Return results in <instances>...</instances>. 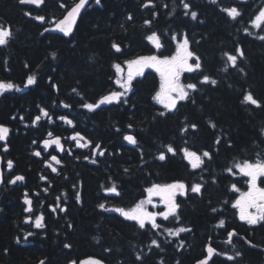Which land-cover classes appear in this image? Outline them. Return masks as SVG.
<instances>
[{
  "label": "trees",
  "instance_id": "1",
  "mask_svg": "<svg viewBox=\"0 0 264 264\" xmlns=\"http://www.w3.org/2000/svg\"><path fill=\"white\" fill-rule=\"evenodd\" d=\"M76 1L56 0L65 7L57 5L50 13L23 5L20 0H0V27L10 28L12 33L7 44L0 46V82L20 89L0 94V125L10 130L7 140L0 141L4 171L0 264H35L41 260L45 264H68L78 251L110 264H159L157 256L172 264L175 258L179 264H194L211 239L221 254L210 264H264V221L249 225L240 220L238 208L233 207L238 191L232 188L246 183V177L233 167L236 162L264 159V40L260 39L264 24L254 26L264 0H151L147 7L149 0H100V4L93 0L70 37L46 32V24L35 19L61 18ZM184 3L190 9H185ZM232 7L240 12L235 20L223 11ZM192 11L197 13L196 19H192ZM153 33L159 37L160 48L148 40ZM185 36L194 53L192 62L198 57L201 67L181 74L180 83L196 84L197 90H189V98L179 102L175 110L157 105L154 97L161 78L154 68L136 76L119 103L94 111L83 107L112 92H124L117 83L114 65L124 67L127 61L141 56H170ZM114 44L120 51L113 48ZM225 53L237 56L235 67ZM29 76L36 82L25 87ZM204 76L216 84L201 83ZM248 92L260 107L244 102ZM61 117L75 120L76 125L67 124ZM129 125L135 145L124 144L121 132L114 131ZM74 131L90 134L98 140L96 145L101 142L106 148L104 157L92 165L83 160L75 162L67 154L59 174H48L40 164L49 155H35L45 150L42 141L61 136L69 145ZM168 145L175 149V155L167 152ZM184 148L201 156L207 151L211 158L203 157V165L193 170L184 158ZM161 152L166 155L163 161L158 159ZM9 160L13 162L11 169ZM44 175L55 178L46 189L39 183ZM16 176H23L25 181L10 183ZM78 178L90 204H96L103 189L115 185L119 193L110 205L115 200L126 207L143 198L154 184L181 181L188 186V193L180 200L179 224L191 229L170 238L150 225L141 229L116 216L110 217L112 224L93 215L94 221L90 212L73 207V186ZM196 183L202 185L200 193L190 191ZM33 188L45 200L43 230H33L25 223L26 196L36 199L38 194ZM59 201L62 204L58 206ZM221 220L225 221L223 227L219 226ZM233 230L236 235L231 243L226 242ZM23 232L30 234L31 242L23 239ZM153 240L160 241L159 247L152 244ZM171 240L186 241V245L178 248ZM228 255L235 259L229 260Z\"/></svg>",
  "mask_w": 264,
  "mask_h": 264
},
{
  "label": "snow or ice",
  "instance_id": "2",
  "mask_svg": "<svg viewBox=\"0 0 264 264\" xmlns=\"http://www.w3.org/2000/svg\"><path fill=\"white\" fill-rule=\"evenodd\" d=\"M96 4H100V0H95ZM215 2V0H213ZM20 3H30L39 6L43 3V0H20ZM88 3V0H78L77 3L74 4L69 10H67V14L64 16L62 20H60L55 25L56 31L62 32L65 36H68L72 32L73 25L76 22V19L79 17L81 10L86 6ZM149 3H151V0H149ZM148 5L146 4L145 7ZM185 9H190V5L188 3H184ZM61 7H65V5L61 4ZM223 11L226 12V14L233 20H235L239 15L240 12L236 7L223 9ZM187 14V13H186ZM192 19H196L197 13L195 11H192L191 13ZM26 15H31L30 13H26ZM35 19L38 21L43 22L44 17L38 16ZM129 19H131V16H129ZM146 24H150V21H145ZM261 24H264V10H261L259 15L256 17L254 21L255 27H260ZM45 31H48V29H45ZM11 29L0 27V46H3L7 44L9 39L11 38ZM173 39H176V37H173ZM261 40H264V36L260 37ZM148 40L153 42V44L160 48L161 44L159 41V37L156 33H153L152 35L148 36ZM113 48H115L117 51H120V48L118 45H113ZM237 52L240 54V56H243V52L240 49H237ZM227 56V60L231 62V65L233 67L236 66L237 56L231 55L228 53H225ZM52 56L55 57V53H52ZM194 57V53L189 48V41L187 37L182 41H179L177 44V50L176 53L171 57H163L157 55H151V56H141L137 57L136 59L127 61V74L124 75V70L121 68L119 64L114 65V68L116 69L117 73V83L121 88L124 89V92H112L109 95L103 96L96 104L88 103L84 104L83 107L88 109L89 111H94L95 109L99 108L100 105L103 104H111L113 102L119 103L121 98L125 95L126 92L130 91L131 84L133 79L136 76L143 75L144 70L146 68H154L159 74L161 78L160 83V90L156 93V96L154 99L163 105V107L168 110L172 111L175 110L178 103L181 101H185L189 98V90L195 91L197 90L196 84H187L183 85L180 83V77L181 74L184 72H193L198 69H200L201 65L199 62V58H195V63H190L189 61L192 60ZM36 82V78L34 76H29L27 78V82L25 84V87L31 86ZM211 83L213 85L216 84L215 80H211L210 77L204 76L201 83ZM17 90L20 89L16 88V86L12 83H5L0 82V94H3L6 91L11 90ZM75 91V89H74ZM244 102L250 103L256 107H260V103L258 100H256L251 92H248L244 96ZM64 107H69L68 105H63ZM44 116H48V112L46 110H41ZM161 115H164V113H160ZM40 117H36V120L38 121ZM60 119L64 120L67 124L72 125V121L67 119L66 117H61ZM131 127V125H129ZM193 129L196 128V125H191ZM215 127V125H213ZM186 130V129H185ZM9 129L4 126L0 125V141H6L9 135ZM52 134L49 133V136ZM71 139L75 140L77 142L78 146H87V144H81L80 141L84 140V137H82L79 133H76L71 137ZM126 141H128L131 144H136V139L131 136L127 135L124 137ZM35 143V141H34ZM90 143V142H88ZM219 143V141H217ZM56 145L60 148L61 151H63V146L61 144V139L59 137H56L52 140H45L44 141V147L48 148L51 145ZM99 148V145L96 146ZM167 152L172 153L175 155V149L168 145L166 146ZM4 151H7V144L4 145ZM184 158L188 161L191 168L193 170L199 169L203 163V157L211 158L210 153L205 151L201 155H198L195 151H190L187 148L182 149ZM41 153L37 152L35 155L39 156ZM100 155H103V152L99 153ZM51 159L55 161L56 163H60V161L57 159L56 156H52ZM159 160L163 161L166 159L165 153L161 152L159 157ZM7 166L9 169L13 167V162L8 161ZM51 166V165H49ZM233 167L238 170L240 174H242L245 177L249 178V190L246 193H243L239 199L235 201L233 204L234 208L239 209V218L242 221H246L249 225H255L260 221H264V188L257 186V180L260 177H264V159H257L256 162H250V161H243V162H236ZM53 171H56L55 168L52 169ZM229 172H232V168L228 169ZM0 178H2V173H0ZM43 178V177H42ZM24 179L23 176H16L13 180L10 181V183H16L17 181H22ZM233 190L238 191L235 185L232 186ZM202 189V185L199 183L193 184L190 187V191L192 193H200ZM107 191L112 193H117L116 186L113 185L111 188L107 189ZM148 197L145 201H141L135 207L125 210L122 208L113 209L112 211L119 212L125 219L135 221L139 228L144 229L146 225H151L153 229L159 228L160 225L157 224V217L160 216L163 219L167 220L169 217H174L177 220H179L178 217V208L179 205L176 203V195L179 193L181 195L186 194L188 191V186L183 182H174L172 184H165V185H159L154 184L147 190ZM118 194V193H117ZM158 196L161 200V202L165 206V211L154 213L151 211H148L147 208L144 206L145 204H152V197ZM77 199L79 200V196H77ZM25 203L30 204L31 201L25 200ZM99 207L101 209L105 208L104 204H100ZM155 207V205H153ZM250 209H254L255 211H249ZM30 210V209H27ZM63 210V209H61ZM213 211H216L213 209ZM42 217L37 218L36 227H42V224L40 223V220ZM225 224V221L221 220L219 222V226L223 227ZM190 231V229L180 227L176 230L169 229V235L172 236H178L181 232ZM236 235L235 231L228 233L229 236V243H231V237ZM152 244L156 247H159V244L157 241L153 240ZM65 247H70V245H65ZM216 254V250L211 247L210 245L207 247V256L205 259L198 262V264H209V260ZM240 253L237 252L236 256H239ZM140 259V257H137ZM229 260L235 259L233 256L228 257ZM43 264V262H41ZM82 264H102L101 261L96 260L94 258H90L86 262H82Z\"/></svg>",
  "mask_w": 264,
  "mask_h": 264
},
{
  "label": "flooded vegetation",
  "instance_id": "3",
  "mask_svg": "<svg viewBox=\"0 0 264 264\" xmlns=\"http://www.w3.org/2000/svg\"><path fill=\"white\" fill-rule=\"evenodd\" d=\"M23 5H27L28 7H36L37 9H42L45 12H50L51 13L52 11H54L56 9L58 4H57L56 0H43V3L41 4V6H35V5H30V4H23ZM58 6H61V4H59ZM69 9L70 8H68L67 10H69ZM67 10H66V12H67ZM42 17H44L46 19V16H42ZM45 19H44L43 22L46 24V27H45V29H46V28H48V27H50V26H52L54 24V20H58L59 18L51 17L47 21H45ZM106 105H108V104H105V106ZM157 105L163 106L162 104H160L158 102H157ZM76 115L77 114H75L73 116H76ZM72 122H73L72 126H75L76 125V121L72 120ZM114 131H115V133L121 132V134L123 135L122 140H123L124 144L127 143V144H130V145H135V144L129 143L128 141H126L124 139V137L127 136V135L133 136L132 127H127L126 129H122L121 127H116L114 129ZM87 132L93 133V129H88ZM76 133H79L82 137H84V140L80 141V143L81 144H87V146H78L77 142L75 140L71 139V137L73 135H75ZM69 140H70L69 145H67L65 143V141H64L65 150H64L63 153H59L57 147H52L51 149L47 150L46 148H44L42 146L45 150L44 151L40 150L39 152L41 154L38 157L41 158V157H43L44 154L49 155V158L47 160H42L43 162H41V164H40L41 167L44 169V171L45 170L48 171V174H51V173L52 174H57V175L59 174V170L62 167L65 166V160L64 159L67 157V154H68V156L73 158L75 162H80V161L83 160V161H86V162H90L92 165H97L98 161L101 158H103L104 155H105L106 148H102L101 147V144H102L101 142H98L99 148H97L96 147L97 145L94 144V143L97 142L98 140L95 141V138L93 136H91L90 134H88V133H84V132L82 133L80 131H74L73 133L70 134ZM88 142H90V143H88ZM119 143L122 144L121 142H119ZM100 152H103L104 154L100 155L99 154ZM52 156H56L57 159L60 161V163H56L55 161H53L51 159ZM49 165H51V166H49ZM53 168H55L56 171H53L52 170ZM42 177H41V179L39 181V183L43 184L42 187H41L42 189H46L47 188V187H45L46 184H49L48 185L49 187L52 186L51 180L55 179L54 176H52V175L45 176L44 175ZM24 181L25 180H22V182H24ZM176 182H181V181H176ZM172 183H174V182H167V183H164V184H161V185L172 184ZM245 185H246V183H245ZM257 186L261 187V188H264V177L258 178ZM73 188H74V192H73V198H72L73 203L72 204H73V207L74 206L76 207V209H75V207H74V209L76 211H77V208H79V210L80 209H85V211L90 212L92 214V220H94V218H93V215H94L95 217H99L101 219V222L103 221V222L109 223V224L111 223V218L110 217L111 216H116L118 218V220H120V221L122 220L124 222H126V221L133 222L136 226H138V224L135 221L127 220L119 212L112 211V210L113 209H118V208H122V209H125V210L131 209V208L135 207V205H137L141 201H145L147 199V197H148V193L146 191L145 194L142 196L143 198L138 199L130 207H126L123 203H122V205L121 204H117L115 200H114L113 205L111 206L110 205V200L111 199H116V196H117V193H119V190L117 189V193H112V192L107 191V189H103L102 196L99 199L96 200V204L95 203L94 204H90V200H89V198H87L88 195H86V192H85V186L83 185V183H82L80 178H78V182L73 186ZM236 188H237V186H236ZM241 188H244V186L241 187ZM33 189H34V192H37V189H35V188H33ZM237 189H238V194H239L240 190H239V188H237ZM186 193H188V191ZM36 195H37L36 199L33 198V197H29L28 195L26 196V200L32 199L33 211L30 214H27V212L25 210V213H26L25 223L27 225L30 224L31 225V229H33V230H43L45 228V226H46L45 215H44V212H43V208H44V205H45V200H43L40 197L39 193L36 194ZM77 196H79V200L77 199ZM183 196L184 195H181L179 193L176 195V203L179 205L178 217H179L180 207H181L180 200H181V197H183ZM86 200H88V202H86ZM61 204H62L61 201H59L57 203L58 206L61 205ZM100 204H104L105 208L101 209L99 207ZM153 205H155V207H153ZM93 206H95V207L93 208ZM144 206L147 208L148 211H151V212H154V213H159V212L165 211V206L161 202V200H160V198L158 196H153L152 197V204H150V205L149 204H145ZM52 207H53V210H54L55 206H52ZM26 209H27V203H26ZM64 210H65V207H64ZM38 217H42V219L40 220V223L42 224V227H36V224H34L35 222H37V218ZM27 218H31L30 222L26 221ZM179 220H177L174 217H169L167 220H165L162 217L158 216L157 217V224H159L160 227L157 228V229L162 231V232H164V234L162 235L163 237H168V236L170 238L179 237V235L178 236L169 235V232H168L169 229L176 230V229L182 227V225L179 224ZM168 221H173L172 223H170V226L167 225ZM260 222H262V221H260ZM187 229H191V227H187ZM23 233H24L23 239H26L27 242H31L30 234L29 233H25V232H23ZM227 241H229V240H226V242ZM20 242H21V239H19V243ZM159 242L160 241H157L158 244H159ZM171 242H173L176 245V247L178 246V248H182L183 246L186 245V241L180 243V242H174V241L171 240ZM211 242H212V239L210 240V243L204 248V254L201 256L200 259L204 258L207 255V247L209 245L212 246L214 249H216L215 257L217 255L221 254V252L217 248H215V246H213L211 244ZM90 256L96 257L95 255L90 254L88 252L87 253H82V252L78 251L76 256L73 257L72 260L68 264H70V263L80 264L82 259L90 257ZM229 256L230 255H228V257ZM157 257H160V258H158V260L160 259L159 264H172V262H169V263L165 262V258L163 256H157ZM98 258H100V257H98ZM173 258H171V259H173ZM100 259H102V258H100ZM176 260H177V258L174 259L175 264H179V260H177V261ZM199 260H197V261H199ZM103 261H105V260H103ZM119 261L122 262L121 259H119ZM197 261H195L194 264H196Z\"/></svg>",
  "mask_w": 264,
  "mask_h": 264
},
{
  "label": "water",
  "instance_id": "4",
  "mask_svg": "<svg viewBox=\"0 0 264 264\" xmlns=\"http://www.w3.org/2000/svg\"><path fill=\"white\" fill-rule=\"evenodd\" d=\"M92 1H93V0H88V3L86 4V6L81 10V13H80L79 17L76 19V22H75V24L73 25L72 32H71L70 35L65 36L62 32H59V31L53 30V29H55V25H56V23H58L60 20H62V19L64 18V16L67 14V12H66V13H65V14H64L59 20H54V24H53L52 26L46 28V29H48L47 32H49V33H54V34H59V35H62V36H64V37H70V36L74 33V31H75V29H76V27H77V25H78V23H79V20H80L81 16H82L83 13L85 12V10L89 7V5L91 4ZM77 2H78V1H77ZM77 2H75V3H77ZM75 3H74V4H75ZM23 4H30V3H23ZM74 4H73L72 6H74ZM30 5H34V4H30ZM147 5H148V6H151L152 3H147ZM35 6H37V5H35ZM39 6H41V4H40ZM72 6H71V7H72ZM71 7H70V8H71ZM118 46H119V45H118ZM100 99H101V98H100ZM100 99H99V100H100ZM99 100H98V101H99ZM103 105H105V104H103ZM103 105H100V107L103 106ZM56 137H59V138L61 139V144H62V146H63V151H61L60 148H59L58 146L54 145V144L51 145L50 147H48L47 150L51 149L52 147H57L58 152H59V153H63L64 150H65V145H64V142H63V139H62L61 136H53V137H47V138H45V139L42 141V146H44V141H45V140H52V139H54V138H56ZM3 151H4V150H3ZM0 173H2V178H0V194H1V190H2V187H3V184H4L3 155H2L1 153H0ZM28 200L31 201L30 204H27V209H30V210H27V209H26V212H27V214H30V213L33 211V207H32V199H28ZM30 220H31V218H27L26 221H27V222H30ZM211 247H212V246H211ZM215 250H216V249H215ZM206 256H207V255H206ZM206 256H205V257H206ZM205 257L202 258V259H200L199 261L205 259ZM214 257H215V255L209 260V263L213 260ZM90 258H94V259H96V260H99V261L102 262V264H109V263L103 261L102 259H100V258H98V257H94V256H90V257H87V258L82 259L81 262H80V264H82V262H86V261H88ZM199 261H197L196 264H198ZM41 262H43V264H45V260H41L40 262L35 263V264H41ZM70 264H75V263H70Z\"/></svg>",
  "mask_w": 264,
  "mask_h": 264
},
{
  "label": "rangeland",
  "instance_id": "5",
  "mask_svg": "<svg viewBox=\"0 0 264 264\" xmlns=\"http://www.w3.org/2000/svg\"><path fill=\"white\" fill-rule=\"evenodd\" d=\"M262 10H264V8L262 9ZM259 15V14H258ZM177 50V49H176ZM176 53V51L172 54V55H170V56H166V57H171V56H173L174 54ZM190 63H193L192 62V60H190L189 61ZM121 68L124 70V75L126 76V74H127V63L125 64V66L123 67V66H121ZM160 75V74H159ZM160 90V89H159ZM158 90V91H159ZM239 194H238V196H237V199H239L240 197H241V195L243 194V193H246V192H248V190H249V178L248 177H246V185L244 186V188H239ZM236 199V200H237ZM150 205V204H149ZM239 211V210H238ZM249 211H252V212H254L255 210L254 209H250ZM34 224H36V222L34 223Z\"/></svg>",
  "mask_w": 264,
  "mask_h": 264
}]
</instances>
